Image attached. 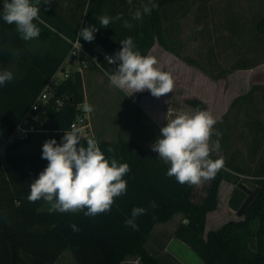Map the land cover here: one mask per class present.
Here are the masks:
<instances>
[{"label": "trees", "instance_id": "trees-1", "mask_svg": "<svg viewBox=\"0 0 264 264\" xmlns=\"http://www.w3.org/2000/svg\"><path fill=\"white\" fill-rule=\"evenodd\" d=\"M186 0H156L159 7L142 20H131L129 9L140 8L147 0H41L40 28L37 40L25 42L14 25L0 19V68L12 66L15 79L0 86V143L23 120L40 93L62 68L72 47V40L82 28L95 26L94 40H80L84 47L101 61L111 73L117 64L103 60L102 51L112 56L127 37L133 39L136 50L149 55L156 41L173 50L167 39L164 10ZM4 0H0V9ZM68 8V10H66ZM122 14L129 20L131 29L123 21H114L101 27L98 17H115ZM260 29L264 31V22ZM102 47V51L99 50ZM13 53H19L18 56ZM85 88L83 74L72 71L69 77L54 85L53 94L38 110L40 120L36 126L50 130L39 136V149L21 152V145L32 137L8 143L7 154L0 159V264H54L65 250L71 249L78 264H122L129 257H137L143 264H163L147 247L156 224L182 214L175 236L192 247L206 264H264V162L257 172L255 186L259 192L239 220L207 230L209 213L219 207L220 187L224 180L239 183L224 167L209 181L206 193L197 199V186L181 185L175 177H168L166 165L158 154L133 139H99L90 132H82L86 146L94 138L109 159L127 163L130 172L124 177L127 192L115 199L110 212L94 217L84 212L59 213L42 209L45 201L29 202L30 184L47 166L42 159V145L46 140L57 143L71 123L83 114ZM198 109L201 102L195 101ZM88 131V130H87ZM41 134V133H40ZM111 147L114 152L107 150ZM249 185V184H248ZM247 193L237 185L229 205L239 209ZM155 202V208L149 206ZM134 207H144L146 214L136 219L138 230L125 225ZM86 211V209H85ZM75 224L79 231H73ZM254 244V248L251 247Z\"/></svg>", "mask_w": 264, "mask_h": 264}, {"label": "rangeland", "instance_id": "rangeland-1", "mask_svg": "<svg viewBox=\"0 0 264 264\" xmlns=\"http://www.w3.org/2000/svg\"><path fill=\"white\" fill-rule=\"evenodd\" d=\"M262 22L264 0H186L166 8L164 23L173 50L156 41L149 55L157 59L158 67L171 74L173 91L159 98L148 90L128 95L112 87L106 74L109 72L98 68L94 75L96 85L89 83L85 87V103L94 109L89 114L92 130L82 132L99 139H133L152 151L160 129L167 124L168 111L169 118L178 112H194L198 109L194 104L197 100L203 106L199 110L210 112L218 121L215 129L220 136L214 135L213 140H219L220 150L212 158H223L224 168L233 179L254 187L255 174L264 162ZM200 26L202 30L198 31ZM66 66L71 71L78 68V64ZM42 134L33 135L19 151L39 149ZM208 184L197 186V199L205 195ZM236 187L235 182H222L219 207L209 213L207 230L244 217L229 205ZM49 208L45 202L42 209ZM178 219L176 214L170 224ZM149 247L155 252L160 249ZM169 252L179 264H203L199 254L179 238L170 243ZM166 255L162 257L163 264H175ZM54 264L78 263L71 249H67ZM122 264L143 263L137 257H129Z\"/></svg>", "mask_w": 264, "mask_h": 264}, {"label": "clouds", "instance_id": "clouds-1", "mask_svg": "<svg viewBox=\"0 0 264 264\" xmlns=\"http://www.w3.org/2000/svg\"><path fill=\"white\" fill-rule=\"evenodd\" d=\"M40 3L41 0H4L0 19L14 25L23 41L37 40L41 30L36 22L43 23ZM50 3L51 0H45V4ZM128 3L131 5L132 0H128ZM158 7L156 0H147L140 8H130L131 20H142ZM121 20L125 28L133 27L122 14L98 17L100 26L105 28ZM197 30H202V26ZM96 31L95 26L82 28L77 34L78 43L81 37L85 41H93ZM120 43L122 47L118 52L106 56L109 64L118 65L114 71L106 73L112 87L128 95L148 90L157 98L173 91L171 74L158 67L154 56L143 55L136 50L131 37ZM13 55L18 56L19 53ZM14 79L12 66L0 68V86ZM82 109L89 114L94 110L88 103L83 104ZM217 123V119L206 110L178 112L172 118H169L168 111L167 124L160 129V137L151 146L152 151L158 153V157L168 165V177H175L181 185L189 186H201L215 178L225 164L223 158H212L213 153L220 150L219 140H213L214 135L220 136L215 129ZM81 141L82 129L73 124L69 131H65L60 143L54 138L43 143L42 159L47 160L48 164L30 184L29 202L43 200L50 205V212L83 211L84 215L94 217L110 212L115 199L126 194L127 181L124 177L130 172L129 165L106 157L94 138H88L86 146ZM107 151L112 153L114 149L109 147ZM149 206L155 208V202H150ZM146 212L144 207H134L125 225L138 230L136 219ZM70 227L73 231H79L75 224Z\"/></svg>", "mask_w": 264, "mask_h": 264}, {"label": "built area", "instance_id": "built-area-1", "mask_svg": "<svg viewBox=\"0 0 264 264\" xmlns=\"http://www.w3.org/2000/svg\"><path fill=\"white\" fill-rule=\"evenodd\" d=\"M72 47L68 54V57L63 63L62 68L56 73L44 90L40 93L36 101L30 107L26 113L23 120L17 125L12 134L8 137L7 141L0 143V159H4L7 154V145L8 143L15 142L16 140H25L29 137H32L35 134L48 133L50 130L45 128H39L36 126L35 121H40L43 124V121L39 117V107L41 104H44L48 101L49 97L53 94L54 85L59 83L62 79L69 77L72 72L67 68L68 65L78 64L77 70L83 72L84 69L88 68L91 64H96L99 67H102L101 61L97 59L91 52H89L85 47L82 41L78 38L72 40ZM80 44V45H79ZM81 46V47H80ZM106 56H112L110 53L102 51L103 60H106ZM71 59H74L71 62ZM108 62V61H107ZM75 124L82 129V131L92 130V123L90 120L89 113H83L78 115V117L71 123V126ZM93 136V135H92ZM94 137V136H93Z\"/></svg>", "mask_w": 264, "mask_h": 264}, {"label": "crops", "instance_id": "crops-1", "mask_svg": "<svg viewBox=\"0 0 264 264\" xmlns=\"http://www.w3.org/2000/svg\"><path fill=\"white\" fill-rule=\"evenodd\" d=\"M64 1V0H62ZM97 71V68H93V67H88L86 68L82 74H83V80H84V88L86 87V85H88L89 83H95L96 85V81H95V73ZM106 71V70H105ZM95 75V76H94ZM86 93V91H85ZM87 96V95H86ZM87 98V97H86ZM179 215V219L177 220V222L175 224H170L172 218L175 216H173L170 220L166 221V222H161L156 224V226L154 227V229L151 232L150 238L148 240L147 243V247L149 248V250L151 251L152 254L156 255L159 257V259L161 260V262L163 263V259L162 257L165 256V254H167L170 257H166L168 260H170L173 263H177L179 264V261L176 259L175 255L171 254L169 252V246L170 243L175 240L177 237L175 236V231L176 228L178 227V225L184 220L183 215L182 214H177ZM167 233V234H166ZM168 234L170 235V237L168 236ZM169 237V238H168ZM163 238L165 239L164 241ZM182 241V240H181ZM183 242V241H182ZM185 243V242H183ZM149 245H151V247L154 248V250L159 249L158 252L152 251V248L149 247ZM174 251H172L173 253ZM159 253V254H158ZM176 253V252H174ZM166 255V256H167ZM127 260L124 261V263Z\"/></svg>", "mask_w": 264, "mask_h": 264}, {"label": "water", "instance_id": "water-1", "mask_svg": "<svg viewBox=\"0 0 264 264\" xmlns=\"http://www.w3.org/2000/svg\"><path fill=\"white\" fill-rule=\"evenodd\" d=\"M99 50L102 51V47H99ZM73 61L74 59H71V62ZM93 66H94L93 64L90 65V67H93ZM237 185L240 189H242L243 191L247 193L246 199L244 200L240 208L237 210V214L239 216H243L246 209L248 208V206L250 205L254 197L259 192V187L253 189L250 185H248L246 182H243V181H240ZM251 247L254 248L253 243H251ZM203 264H206V263H203Z\"/></svg>", "mask_w": 264, "mask_h": 264}]
</instances>
